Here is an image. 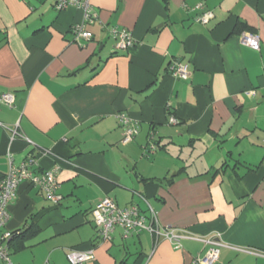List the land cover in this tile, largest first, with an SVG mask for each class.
Listing matches in <instances>:
<instances>
[{
    "label": "crops",
    "instance_id": "1",
    "mask_svg": "<svg viewBox=\"0 0 264 264\" xmlns=\"http://www.w3.org/2000/svg\"><path fill=\"white\" fill-rule=\"evenodd\" d=\"M90 2L93 37L73 42L80 9L0 0V93L14 96L0 104V176L33 156L35 171L57 167L62 196L54 204L20 183L6 228L30 229L11 240L10 257L71 264L70 249L92 248L85 264H190L203 253L197 239L176 248L119 228L101 242L90 210L108 196L148 202L161 227L218 234L222 264H264V0ZM198 3L212 14L205 23ZM109 26L127 28L135 45L116 51ZM239 29L259 36L258 51ZM174 59L188 78L171 74ZM120 113L138 125L127 144Z\"/></svg>",
    "mask_w": 264,
    "mask_h": 264
},
{
    "label": "built area",
    "instance_id": "2",
    "mask_svg": "<svg viewBox=\"0 0 264 264\" xmlns=\"http://www.w3.org/2000/svg\"><path fill=\"white\" fill-rule=\"evenodd\" d=\"M52 5L57 11L68 7L80 9L82 11L81 20L70 28L73 33L72 41L81 42L83 40L87 42L92 39L93 33L88 29V26L94 24L99 18L90 0H52ZM192 9L200 11V15L196 17L198 22L205 23L212 17L211 12L203 9L202 3L195 4ZM107 35L113 39L116 51H123L135 45L132 33L127 28L109 26L107 27ZM240 40L254 51L260 49V38L255 33L242 31ZM170 72L173 76L183 79L188 78L190 75L188 63L179 59L171 61ZM13 103L14 96L11 92L0 93V104L11 107ZM119 121L123 127L121 142L127 144L137 135L138 125L131 122L123 113L119 114ZM170 122L174 123L176 119L171 117ZM16 134L24 138L16 130H13L12 137ZM152 138L150 136V139ZM154 147L155 143L152 142L149 148L153 150ZM33 165V156H27L17 166L10 161L7 173L0 178V264H14L10 258L8 246L13 231L8 230L6 226L10 220L9 205L16 197L20 183L27 182L29 185L41 189L45 197L54 204H58L62 199V196L56 193L58 187L56 179L57 167L38 172L34 170ZM90 214L100 241L111 239L112 233L116 228L121 230L123 238L146 231L154 235L155 241L163 237L176 248L180 247L182 238H192L203 242L205 249L202 254L192 258L190 264H222L219 260L220 248L225 244L220 241L218 234L199 237L188 235L186 232L175 228L161 227L156 211L148 202H146L145 210H142L137 204L119 206L114 199L105 196L90 210ZM92 254V248L85 251L72 248L67 252L66 257L71 264H85L92 258Z\"/></svg>",
    "mask_w": 264,
    "mask_h": 264
},
{
    "label": "trees",
    "instance_id": "3",
    "mask_svg": "<svg viewBox=\"0 0 264 264\" xmlns=\"http://www.w3.org/2000/svg\"><path fill=\"white\" fill-rule=\"evenodd\" d=\"M238 31H239V32H242L241 29H239ZM0 178H1V176H0ZM29 229H30V226H29L28 228H26L25 231H20V230L13 231V235H12L11 239L9 240V243H8V244H10L11 240H13V239H22V238L24 237V234H25V233L27 232V230H29ZM8 246H9V245H8Z\"/></svg>",
    "mask_w": 264,
    "mask_h": 264
},
{
    "label": "rangeland",
    "instance_id": "4",
    "mask_svg": "<svg viewBox=\"0 0 264 264\" xmlns=\"http://www.w3.org/2000/svg\"><path fill=\"white\" fill-rule=\"evenodd\" d=\"M134 139V138H133ZM148 151L150 150V148H148L147 149ZM102 242V241H101ZM24 253V252H23ZM10 256H15V254H12V255H10ZM26 257V256H25ZM11 258V257H10ZM32 258H30V260H31ZM11 260H12V258H11ZM12 262L15 264V262L12 260Z\"/></svg>",
    "mask_w": 264,
    "mask_h": 264
}]
</instances>
